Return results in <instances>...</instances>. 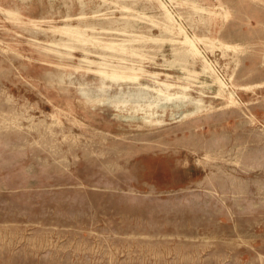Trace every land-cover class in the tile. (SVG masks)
Here are the masks:
<instances>
[{
	"label": "rangeland",
	"instance_id": "1",
	"mask_svg": "<svg viewBox=\"0 0 264 264\" xmlns=\"http://www.w3.org/2000/svg\"><path fill=\"white\" fill-rule=\"evenodd\" d=\"M0 264H264V0H0Z\"/></svg>",
	"mask_w": 264,
	"mask_h": 264
},
{
	"label": "bare ground",
	"instance_id": "2",
	"mask_svg": "<svg viewBox=\"0 0 264 264\" xmlns=\"http://www.w3.org/2000/svg\"><path fill=\"white\" fill-rule=\"evenodd\" d=\"M82 1V0H81ZM80 4V3H79ZM162 4V3H161ZM195 5V4H194ZM163 10V9H162ZM4 12L6 13V15L7 14H12V15H21V13L19 12V11H15V10H7V9H5L4 10ZM164 14V13H163ZM164 17H165V15H164ZM168 18V17H167ZM164 19V18H163ZM29 20V24H27V25H31V26H38V21L36 20V19H32V18H29L28 19ZM170 21V23H171V20H169ZM166 22V21H165ZM114 23H117V22H115L114 21ZM119 23V22H118ZM121 24V23H120ZM176 24V23H175ZM116 25V24H115ZM129 25V24H128ZM167 26V25H166ZM110 27V26H109ZM116 29V28H115ZM38 30V29H37ZM92 30H93V28H92ZM123 30H124V28H123ZM168 30V29H167ZM34 31H36V30H34ZM90 31V30H89ZM102 31V30H101ZM106 31V30H105ZM168 32V31H167ZM179 32H180V30H179ZM182 32V31H181ZM32 33H36V32H32ZM49 33H51L52 35H56V34H60V35H63V36H65V37H67L68 39H72V40H80V39H84L87 35H85L84 33H82L81 32V30H79V28L78 27H73V26H71V25H66V26H64V27H53L50 31H49ZM19 36V35H18ZM184 37H185V35H184ZM144 39V38H143ZM203 39V38H202ZM85 40V39H84ZM90 40V39H89ZM150 40H151V38H150ZM83 41V40H82ZM87 41V40H86ZM85 41V42H86ZM94 42H96L95 40H93ZM36 42V41H35ZM178 42V41H177ZM183 42H184V40H183ZM64 43V42H63ZM87 43V42H86ZM185 44H188L189 46H190V50H188V52L192 55V56H200L199 55V51H197V48H196V46H195V44H194V42L190 39V38H188V37H186V40H185V42H184ZM183 43V44H184ZM58 44V43H57ZM108 44V43H107ZM110 44V43H109ZM64 46V45H63ZM209 46V45H208ZM123 47V46H122ZM232 47V46H231ZM111 48H113V47H111ZM110 48V49H111ZM119 48H121V47H119ZM126 48V47H125ZM75 49V48H74ZM127 49V48H126ZM49 51V50H48ZM121 51V50H120ZM119 51V53H122V52H120ZM134 51V50H133ZM83 52H86V51H83ZM112 52H114V51H112ZM125 52H123V54H124ZM131 53V52H130ZM133 53V52H132ZM135 54V53H134ZM142 54V53H141ZM120 55V54H119ZM189 55V54H188ZM96 56V55H95ZM135 56V55H134ZM98 57V56H97ZM103 58H104V56H102ZM108 57V56H107ZM138 57H139V55H138ZM182 57V56H181ZM102 58V59H103ZM109 58V57H108ZM107 58V59H108ZM113 58V57H112ZM101 59V58H100ZM105 59H106V56H105ZM104 59V60H105ZM109 59H111V58H109ZM114 59V58H113ZM115 60V59H114ZM119 60V59H118ZM88 61V60H87ZM203 61H205V60H203ZM101 63V62H100ZM207 63V62H206ZM99 64V63H98ZM108 64V63H107ZM106 65V64H105ZM110 65V64H109ZM208 65V64H207ZM88 66V65H87ZM107 66V65H106ZM121 66V65H120ZM100 67V66H99ZM98 67V68H99ZM116 67V66H115ZM126 67V66H125ZM112 68V67H111ZM204 69V68H203ZM77 70V69H76ZM114 70V69H113ZM133 70V69H132ZM206 72L207 71H209L208 70V68L207 67H205V69H204ZM121 71V70H120ZM91 72H93V71H91ZM97 72V71H96ZM96 72H94V73H96ZM106 72V71H105ZM122 72V71H121ZM123 72H125V71H123ZM129 72V71H128ZM131 72V71H130ZM134 72V74L136 73L135 71H133ZM132 72V73H133ZM100 73H101V71H100ZM98 74V73H97ZM103 74H105V73H103ZM111 74H112V76H111ZM111 74H109V76L111 77V78H113V79H120V78H127V77H124L123 75H121V74H118V73H115L114 72V74L113 73H111ZM107 75V74H106ZM102 76V75H101ZM104 77V76H103ZM128 78H131V79H138V77L137 76H128ZM127 78V79H128ZM62 79V78H61ZM61 79H59V81L58 82H60V80ZM67 79V78H66ZM104 79V78H103ZM107 79V78H106ZM130 79V81H132ZM105 80V79H104ZM103 80V81H104ZM101 81V80H100ZM127 81V80H126ZM134 81V80H133ZM137 81V80H136ZM217 82H219L220 83V85H221V87H222V85H223V83L219 80V78L216 80ZM62 83H64V82H62ZM101 84V83H100ZM226 87V86H225ZM85 95V94H84ZM87 95V94H86ZM219 95V94H218ZM81 98V97H80ZM88 98V97H87ZM218 98V97H217ZM86 99V98H85ZM230 100H231V104H235V98H234V96H230Z\"/></svg>",
	"mask_w": 264,
	"mask_h": 264
}]
</instances>
